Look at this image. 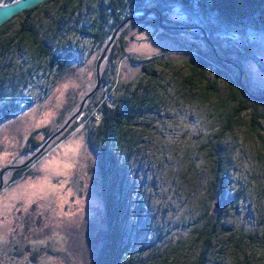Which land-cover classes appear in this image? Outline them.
Returning <instances> with one entry per match:
<instances>
[{
  "label": "rangeland",
  "instance_id": "obj_1",
  "mask_svg": "<svg viewBox=\"0 0 264 264\" xmlns=\"http://www.w3.org/2000/svg\"><path fill=\"white\" fill-rule=\"evenodd\" d=\"M100 1L81 2L84 23L93 22ZM57 17L54 4L34 14L40 28L52 25ZM153 17L128 20L98 69L104 47L79 32L82 23L75 27L74 19H69L64 29L54 30L58 46L64 52L75 51L63 72L37 69L17 95L7 91L21 109L13 115L0 114V264L95 263L106 242L107 199L99 154L88 136L89 126L100 121L93 111L98 101L113 103L116 90L108 88L112 82L103 84L105 76L119 84L141 82L137 98L145 102L134 125L110 146L117 154L121 178L124 172L122 202L129 259L136 264H189L195 255L192 227L202 210L211 206L214 213L220 209L226 213L213 262L246 264L249 255H254L253 264H264L261 251L246 247L244 257L234 247L236 242L248 243L250 235L258 239L264 235V155L250 129L251 112L221 140L232 153L226 163L232 182L229 194L241 192L243 196L226 210L215 206L218 200L210 204L206 190L212 162L204 146H210L222 129L223 121L215 118L218 104L189 102L180 94L189 64H204L200 53L205 58L211 55L214 42L242 67H236L241 83L263 95L264 34L251 29L244 36L221 33L207 41L202 29L186 27L198 21L180 4L165 13L168 22L178 24L171 30L151 27L148 20ZM14 22L19 28L20 19ZM25 55H15L16 62H24ZM154 56H160L162 64L156 65L157 77L151 80L145 78L143 63L133 58ZM227 65L211 62L205 70L210 80L220 70L221 94L225 79L235 73ZM9 232H14L13 239H8ZM175 254L180 258L175 259Z\"/></svg>",
  "mask_w": 264,
  "mask_h": 264
},
{
  "label": "trees",
  "instance_id": "obj_2",
  "mask_svg": "<svg viewBox=\"0 0 264 264\" xmlns=\"http://www.w3.org/2000/svg\"><path fill=\"white\" fill-rule=\"evenodd\" d=\"M12 1L14 0H0V3L7 4ZM82 1L46 0L39 6L25 10L0 26V114L4 116L13 115L21 109L20 103H15L14 100H11L10 95H6L8 90L16 94L18 88L25 87L29 83L37 69V72L49 73L48 69L50 71L58 69L59 72H63L65 62L75 57L73 48L64 52L65 49L58 46L55 41L58 34L54 32L55 27L59 30L64 29L71 18L74 19L75 27L77 23L79 25L82 23L79 29L80 33L91 38L94 43L98 44L99 47H104V49L115 30L125 20L133 16L137 17L138 14L142 15L139 17H143L148 11V17L154 16L152 20H148L151 27L166 26L167 29H173L170 27L178 24L168 22L165 13L174 4L182 5L198 21L185 26L202 29L200 33L206 37L207 41L213 35L221 33H237L244 36L251 29L264 34V0H101L96 5L97 9L95 8V18L92 23H84L85 20L81 19ZM50 4L57 7L58 17L52 20V25L44 24L45 31L42 32L44 26L41 25L40 28V25L35 21L34 14L40 8L47 9ZM147 4L152 5L147 7ZM16 19H20L19 28H16L14 22ZM177 27L184 26L179 25ZM124 28H121L120 31ZM212 43L215 49L212 48L211 55H206L207 58H205L200 53L204 64L198 66L193 63L189 64L190 73L181 82L180 94L189 102L216 101L218 104L215 118L223 121L222 129L218 135L214 136L215 141H210V146H204V152L212 162L206 190L210 204L215 200H218L217 202L222 200L219 207L222 206L227 210V207L237 205L243 196L241 192L229 194L232 182L226 171V163L232 153L231 150L225 148L221 140L225 133L232 132L234 127L241 125L244 114L250 111V129L258 138L260 150L264 155V128L261 126V122L264 121V93L263 95L256 94L245 87L241 83V74L238 70H242V67L220 48H217L214 42ZM25 52L30 53V56L27 57ZM18 53L25 55L22 56L24 62L22 59L16 62L15 55ZM124 55L127 54L124 52ZM159 57L133 58V60L143 63L145 78L152 80L157 77L156 65L162 64ZM31 60H34V64H31ZM211 62L223 67L225 64H229L227 66L235 70L234 77L224 81L223 95L217 83L218 79L221 78L220 70L213 75L211 80L205 76V70ZM109 82L112 83L108 88L112 91L116 90L113 95V103L109 105L104 99H102L104 101H98V105L96 104L98 107L93 111L100 115V121L96 125L89 126L92 129L88 136L91 147L99 154L103 189L107 199V206L105 207L106 242L99 250L94 264H136L133 259H129L128 246L125 244L127 214L122 202L125 183L124 172L121 178L117 154L114 153V148H110V146L125 128H131L134 125L145 108V102L137 98V93L141 89V82H137V84L121 82L119 84L118 80H112L111 77L105 76L103 84L108 85ZM106 93L108 92H103L104 95ZM4 101H6L5 104ZM152 101L153 99L149 103L151 104ZM225 215L224 210L220 209L214 213L213 207L208 206L196 218L191 230L195 255L189 264H215L213 262L214 249L221 231L223 232L221 226ZM249 237L248 243L236 242L234 244L236 251L240 250L244 257H247V248L264 253V235L262 239H258L256 234ZM252 256L249 255L246 264L254 263ZM179 258L180 256L175 254V259Z\"/></svg>",
  "mask_w": 264,
  "mask_h": 264
},
{
  "label": "water",
  "instance_id": "obj_3",
  "mask_svg": "<svg viewBox=\"0 0 264 264\" xmlns=\"http://www.w3.org/2000/svg\"><path fill=\"white\" fill-rule=\"evenodd\" d=\"M44 1L46 0H14L10 3H7V4H1L0 3V26H2L3 24L7 23L8 21H10L12 18H14L15 16L21 14L22 12H24L25 10L27 9H32L36 6H39L40 4H42ZM149 13V11H148ZM148 13L146 14L148 16ZM144 16V17H141V18H138V17H130L128 18L125 22H123L117 29L116 31L114 32L112 38L110 39V41L108 42V44L106 45L103 53L101 54L100 58H99V62H98V66H97V69L99 68V64L100 62L102 61V59L105 57L108 49H109V46L111 45V43L114 41V39L117 37V34L119 33L120 29L125 25V23L130 20V19H134V18H138L140 20H143L145 19V17L147 16ZM243 73V72H242ZM98 75H100L99 71H98ZM241 77H242V74H241ZM100 84V79L98 80V86ZM95 92V91H94ZM94 92L92 93H89L86 95V99L88 97H90ZM67 127V124L66 126L64 127V129ZM221 201L222 200H219V202L216 203V206L219 207L221 205Z\"/></svg>",
  "mask_w": 264,
  "mask_h": 264
},
{
  "label": "flooded vegetation",
  "instance_id": "obj_4",
  "mask_svg": "<svg viewBox=\"0 0 264 264\" xmlns=\"http://www.w3.org/2000/svg\"><path fill=\"white\" fill-rule=\"evenodd\" d=\"M30 213H32V211L27 212V214H30ZM18 214L21 215V214H22V211L20 210V211L18 212ZM13 233H14V232H9V233L7 234V235H8V239H13V238H14Z\"/></svg>",
  "mask_w": 264,
  "mask_h": 264
}]
</instances>
